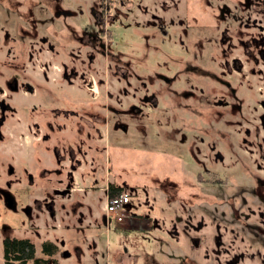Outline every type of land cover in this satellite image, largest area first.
I'll use <instances>...</instances> for the list:
<instances>
[{
	"label": "flooded vegetation",
	"instance_id": "af4514ba",
	"mask_svg": "<svg viewBox=\"0 0 264 264\" xmlns=\"http://www.w3.org/2000/svg\"><path fill=\"white\" fill-rule=\"evenodd\" d=\"M67 7L64 0H0V208L23 213L29 232L51 224L57 230L64 205L84 208L75 200L85 192L77 183L100 169L102 144L112 132L132 129L146 138L171 106H161L160 95H172L183 106L176 117L184 113L188 145L201 167L184 187L216 198L182 205L184 216L167 233L190 239L192 249L206 248V258L219 257L231 253L223 233L230 225L245 248L236 243L224 264H264V0H91L87 12ZM140 19L154 44L184 37L183 69L172 79L139 59L131 66L123 35ZM155 78L176 90L161 89ZM234 172L242 185L229 183ZM110 188L129 196L125 212L142 189L109 181L107 197ZM225 198L233 200L230 219ZM149 214L132 218L159 227ZM14 230L0 226L2 255L6 239L30 240ZM33 234L40 237L39 230ZM30 242L35 258L39 243L41 259L59 264V238L45 233L43 241ZM47 243L56 247L52 257L42 254Z\"/></svg>",
	"mask_w": 264,
	"mask_h": 264
},
{
	"label": "rangeland",
	"instance_id": "374dc122",
	"mask_svg": "<svg viewBox=\"0 0 264 264\" xmlns=\"http://www.w3.org/2000/svg\"><path fill=\"white\" fill-rule=\"evenodd\" d=\"M138 1L140 0H134V3L137 4ZM90 2L91 0H64V5L76 11L87 12ZM151 34L152 31L144 27L141 19L138 27L127 29L123 35L124 42L126 41L123 48L129 54V62L135 69L139 66L136 61L139 59L145 69H154L157 71H154L155 73L172 79L175 72L183 69V66L179 65V60H184L185 57L180 44V39L184 40V37H175L174 45L169 43L171 39L159 37L163 41L156 45ZM160 79L155 78L161 89L176 90L173 84L162 85ZM178 96L182 103L181 95ZM160 99L161 106L162 101L171 105L169 112L166 111L164 119L161 114L163 112L159 113L157 123L152 121L151 127L149 126L153 131L146 138L135 134L132 129L127 135L119 129L112 132L110 143L102 144L103 151L98 159L100 169L94 177L86 175L84 180L81 179L83 183H77V187L84 189L85 192L81 190L76 192L75 200L79 204H84V208L78 206L74 209L72 204L64 205L57 220V230L52 232L51 224L47 229L33 228L29 232L31 221L23 213L9 212L3 208H0V226L9 224L15 229L18 237L29 236L34 243L43 241L45 233L48 239L59 238L62 242L56 256L59 264H193L188 261L193 259L199 264H224L226 260H230L237 249L235 244L243 245L235 242V232L231 233L230 225H227V231L223 233L226 234L224 245L226 244L225 247L227 246L231 253H224L219 257L210 254L211 258H206L204 252L206 248L192 249L194 244L190 239L183 240L182 235L175 236L166 231V229L172 231L173 225L178 224L177 217L184 216L182 205L190 202L198 205L200 202L213 201L215 195L184 187L187 182L193 181L194 174L197 175L201 167L196 156L193 157L191 146L188 145L189 134L188 130L184 129L186 117L180 112V117L178 119L176 117L177 109L183 111L182 104H178V98L172 95H160ZM144 127L149 128L145 123L142 128ZM239 172L229 176V183L235 187L242 185L239 184L242 181ZM242 172L249 177V173L244 172V169ZM109 181H117L128 186H141L142 189L137 195L131 196V208L127 212L124 211L123 222H118L111 216L105 225L103 221L107 200L105 190ZM244 184H247L246 181ZM92 187L97 189H89ZM126 193L130 195L128 188ZM223 202L222 208L226 213L224 217L230 219V209L227 206L233 200L225 198ZM149 212L151 219L157 220L159 227H153L151 220H143V216L132 218V214L144 215ZM81 214L85 217L82 218ZM81 219L83 223H80ZM44 224L42 221L41 226L44 227ZM211 227L207 226L204 231L211 233ZM222 229L224 230V226ZM36 230H39L40 237L33 234ZM240 246V249L245 248ZM41 256L40 245L36 243V257ZM217 258L220 263L217 262ZM0 264H4L1 238Z\"/></svg>",
	"mask_w": 264,
	"mask_h": 264
},
{
	"label": "trees",
	"instance_id": "16d2710c",
	"mask_svg": "<svg viewBox=\"0 0 264 264\" xmlns=\"http://www.w3.org/2000/svg\"><path fill=\"white\" fill-rule=\"evenodd\" d=\"M121 189L110 188L109 197L118 196ZM56 247L50 243L44 244L42 254L52 257ZM4 264H49V259L35 258V246L28 239H6L3 243Z\"/></svg>",
	"mask_w": 264,
	"mask_h": 264
},
{
	"label": "built area",
	"instance_id": "2783aa9c",
	"mask_svg": "<svg viewBox=\"0 0 264 264\" xmlns=\"http://www.w3.org/2000/svg\"><path fill=\"white\" fill-rule=\"evenodd\" d=\"M129 196L127 194H119L115 197H107L106 200V215L108 218L115 217L116 221L122 222L124 218V206L128 203Z\"/></svg>",
	"mask_w": 264,
	"mask_h": 264
}]
</instances>
